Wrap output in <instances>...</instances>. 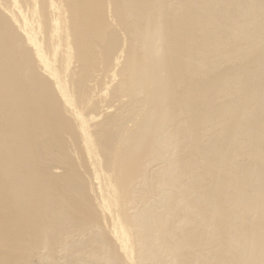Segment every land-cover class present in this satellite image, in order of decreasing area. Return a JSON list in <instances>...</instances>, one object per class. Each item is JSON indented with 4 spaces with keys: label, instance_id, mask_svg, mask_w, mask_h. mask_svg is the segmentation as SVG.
Listing matches in <instances>:
<instances>
[{
    "label": "bare ground",
    "instance_id": "obj_1",
    "mask_svg": "<svg viewBox=\"0 0 264 264\" xmlns=\"http://www.w3.org/2000/svg\"><path fill=\"white\" fill-rule=\"evenodd\" d=\"M0 264H264V0H0Z\"/></svg>",
    "mask_w": 264,
    "mask_h": 264
}]
</instances>
